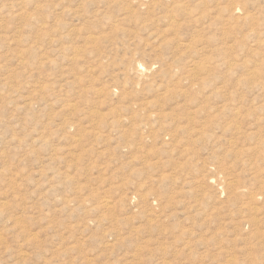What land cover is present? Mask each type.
Here are the masks:
<instances>
[{
	"label": "rangeland",
	"instance_id": "obj_1",
	"mask_svg": "<svg viewBox=\"0 0 264 264\" xmlns=\"http://www.w3.org/2000/svg\"><path fill=\"white\" fill-rule=\"evenodd\" d=\"M0 264H264V0H0Z\"/></svg>",
	"mask_w": 264,
	"mask_h": 264
},
{
	"label": "bare ground",
	"instance_id": "obj_2",
	"mask_svg": "<svg viewBox=\"0 0 264 264\" xmlns=\"http://www.w3.org/2000/svg\"><path fill=\"white\" fill-rule=\"evenodd\" d=\"M90 41H92V40H90ZM94 41V40H93Z\"/></svg>",
	"mask_w": 264,
	"mask_h": 264
}]
</instances>
